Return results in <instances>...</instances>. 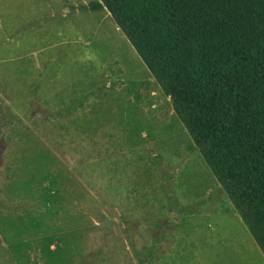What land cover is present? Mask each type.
<instances>
[{"label": "rangeland", "instance_id": "rangeland-1", "mask_svg": "<svg viewBox=\"0 0 264 264\" xmlns=\"http://www.w3.org/2000/svg\"><path fill=\"white\" fill-rule=\"evenodd\" d=\"M92 1L0 0V264H264L170 97Z\"/></svg>", "mask_w": 264, "mask_h": 264}, {"label": "trees", "instance_id": "trees-1", "mask_svg": "<svg viewBox=\"0 0 264 264\" xmlns=\"http://www.w3.org/2000/svg\"><path fill=\"white\" fill-rule=\"evenodd\" d=\"M106 8L264 253V0H94Z\"/></svg>", "mask_w": 264, "mask_h": 264}, {"label": "crops", "instance_id": "crops-1", "mask_svg": "<svg viewBox=\"0 0 264 264\" xmlns=\"http://www.w3.org/2000/svg\"><path fill=\"white\" fill-rule=\"evenodd\" d=\"M101 10H102V11L105 10V11H107L106 13H109L108 10H107L106 8H103V9H101ZM109 14H110V13H109ZM110 15H111V14H110ZM107 16H108V14H107Z\"/></svg>", "mask_w": 264, "mask_h": 264}]
</instances>
